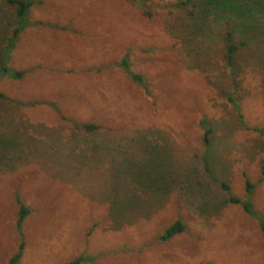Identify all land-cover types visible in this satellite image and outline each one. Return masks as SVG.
I'll list each match as a JSON object with an SVG mask.
<instances>
[{
    "label": "rangeland",
    "instance_id": "rangeland-1",
    "mask_svg": "<svg viewBox=\"0 0 264 264\" xmlns=\"http://www.w3.org/2000/svg\"><path fill=\"white\" fill-rule=\"evenodd\" d=\"M38 1L28 17L43 25L9 52L17 19L0 0V69L26 72L0 78V264L20 245L18 199L30 212L20 264H264L259 220L220 185L264 218V0H204L195 15L149 0L150 16L124 0ZM226 28L246 43L236 75ZM176 221L185 231L164 241Z\"/></svg>",
    "mask_w": 264,
    "mask_h": 264
},
{
    "label": "trees",
    "instance_id": "trees-1",
    "mask_svg": "<svg viewBox=\"0 0 264 264\" xmlns=\"http://www.w3.org/2000/svg\"><path fill=\"white\" fill-rule=\"evenodd\" d=\"M149 0H124V2L131 4L138 9L143 8L142 12L144 15L150 16L152 14V11H147V3ZM208 4H216L218 6V9H221L223 11L226 6H229L232 11L236 10H243L245 7L247 9H250V6L247 5L245 1H242L241 5H239V0H218L216 3H214L216 0H205ZM6 2L13 7V12L15 15V18L17 19V24L14 27V30L12 32L11 37L8 39V51L10 52L11 49L15 48L16 42L21 36L22 33L26 31L29 27L32 25H40L42 26L43 23H32L29 20V12L34 6H37L38 3H41L42 1L38 0H6ZM228 3V4H227ZM204 0H185L183 2H180L175 5L176 8L182 9L184 7H187L188 10H190L189 14L195 15L198 13L199 5H203ZM151 7V6H150ZM239 8V9H238ZM253 8L264 10V2H258L256 1V4L253 5ZM141 10V9H140ZM52 29L57 30H68V27L61 26V28L57 25H48ZM223 42L225 46V54L224 59L226 62V66L230 70L231 74L236 75V57L238 53L243 49V47L246 45L245 42H240L235 37L234 29L232 28H226L223 35ZM120 66L123 68L125 73L133 80V82H136L138 85L141 86V88L149 95V86L144 78L143 75L138 74L132 70L131 63L129 62L128 56H125L124 59H122V62L120 63ZM26 76L25 71H16L9 67H3L0 69V78L7 77L14 80H22ZM5 100V95L0 93V101ZM231 102L234 103V106L236 109H239V106L236 104L232 98H230ZM239 119L242 122V115L239 114ZM243 124V123H242ZM202 129L204 131L203 134V144L205 147L209 148L212 143V129L207 124L206 120H202L201 122ZM79 129L86 133H94L99 131L101 128L100 126L96 124H80L77 125ZM254 132H256L261 139L264 141V124L260 128H253ZM261 180L264 181V166L261 171ZM221 187L228 193V203L234 204V205H240L242 208L249 214L253 213L255 218L259 220L261 232L263 235L264 240V218L257 213L254 209V206L248 198L246 201H242L241 199L235 197L231 192V187L227 182H221ZM255 189V185L252 184L249 180H246V191L247 195L250 197ZM18 204L20 205V213L18 214V220L16 223V229L20 236V245L17 250V252L12 255L9 259L7 264H20L24 250H25V241H24V234H23V223L25 219L27 218L28 214L30 213L28 209L24 206L23 202L18 199ZM185 226L181 221H176L174 224H172L170 227H168L162 237L164 241L170 240L176 235H179L185 231ZM85 259V257H79L73 261H70L66 264H81ZM92 260V259H90Z\"/></svg>",
    "mask_w": 264,
    "mask_h": 264
}]
</instances>
